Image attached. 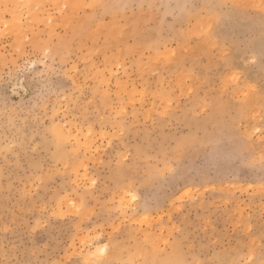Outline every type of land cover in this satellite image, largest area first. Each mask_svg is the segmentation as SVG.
I'll use <instances>...</instances> for the list:
<instances>
[{"label":"rangeland","instance_id":"obj_1","mask_svg":"<svg viewBox=\"0 0 264 264\" xmlns=\"http://www.w3.org/2000/svg\"><path fill=\"white\" fill-rule=\"evenodd\" d=\"M259 2L0 0V264H259Z\"/></svg>","mask_w":264,"mask_h":264},{"label":"snow or ice","instance_id":"obj_2","mask_svg":"<svg viewBox=\"0 0 264 264\" xmlns=\"http://www.w3.org/2000/svg\"><path fill=\"white\" fill-rule=\"evenodd\" d=\"M67 7V5H65ZM213 9L216 10V20L217 23H221L224 20V10L227 9V15L231 17L232 15L236 14H249V10H256L260 13L261 20L264 21V0H260L259 4H247V3H231V4H222V5H212ZM209 29H211V25H209ZM50 55V52L45 50L43 57H37V59L32 60L30 63H26L24 66V71L29 75L33 76L34 74H38L41 78L46 76V72L44 69H48L49 65L47 64V57ZM261 64L264 65V47L261 49ZM255 62V59H253V63ZM40 65V67H38ZM68 79H72L71 76H68L65 74ZM73 83L75 81L73 80ZM260 93L262 96H264V84H261L260 86ZM193 112L196 116L200 115V111L197 110V107L193 108ZM260 116V126L254 127L253 133L249 135L248 140L253 141L256 139V137L260 138V143L264 144V104L261 105V111L258 114ZM53 135H55V131L53 130ZM39 148V145L37 146ZM37 149H34L36 151ZM125 161H128L131 159L130 156H126ZM213 159L215 157L213 156ZM229 159L232 160L236 167L238 169H251L253 171H259L260 173V186L262 189L261 195L264 196V148H262L259 151V154H257L254 150H250L247 153L243 155H237L235 157L229 156ZM168 172L171 174H175L176 169L175 168H169ZM92 184L95 185L96 181L93 180ZM87 197L88 193L84 192L81 196L79 206H77L76 203H73L71 207L77 208V214L83 215L85 212L88 211V203H87ZM132 200L135 201L136 197L133 195ZM57 213L54 211L52 212V215L49 216L47 210H41V215L36 221V226L40 227L43 226L45 228L51 226L52 224V216H56ZM98 239V237H97ZM107 254V245H105L102 248H98L97 253L94 254L96 257V260L94 261V264H111L110 261H107L103 259ZM57 264H64V261H59ZM69 264H71V261H69ZM125 264H141L139 260H130L125 262ZM143 264H149L147 260L143 262ZM154 264V262H153ZM177 264H196V262H187V261H180L177 262ZM222 264H225V262H222ZM232 264H257V262L253 259V257L249 256L247 260H241V261H233ZM259 264H264V253L261 255V259L259 260Z\"/></svg>","mask_w":264,"mask_h":264},{"label":"bare ground","instance_id":"obj_3","mask_svg":"<svg viewBox=\"0 0 264 264\" xmlns=\"http://www.w3.org/2000/svg\"><path fill=\"white\" fill-rule=\"evenodd\" d=\"M16 18V17H15Z\"/></svg>","mask_w":264,"mask_h":264}]
</instances>
